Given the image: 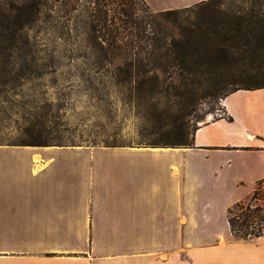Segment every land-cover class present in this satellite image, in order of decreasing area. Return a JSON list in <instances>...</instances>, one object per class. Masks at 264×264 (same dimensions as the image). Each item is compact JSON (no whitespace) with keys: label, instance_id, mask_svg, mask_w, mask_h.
<instances>
[{"label":"crops","instance_id":"0c3cea01","mask_svg":"<svg viewBox=\"0 0 264 264\" xmlns=\"http://www.w3.org/2000/svg\"><path fill=\"white\" fill-rule=\"evenodd\" d=\"M220 111L187 148L0 144V264H264V235L228 223L264 189V88Z\"/></svg>","mask_w":264,"mask_h":264},{"label":"trees","instance_id":"16d2710c","mask_svg":"<svg viewBox=\"0 0 264 264\" xmlns=\"http://www.w3.org/2000/svg\"><path fill=\"white\" fill-rule=\"evenodd\" d=\"M78 2L81 0H0V101L22 79H42L45 69L57 63L56 58L45 60L37 55V43L30 37L43 12L59 5L64 12H77ZM251 4L246 10L225 5L223 0H205L183 9L152 13L145 0H86L84 50L77 49V56L62 58L86 62L89 70L109 76L118 89L139 96L168 92L173 87L169 81L173 74L190 70L191 58L197 59V67L231 73L230 86L234 89L224 99L240 90L262 89L264 0H253ZM178 75L183 80V73ZM53 113L50 107L28 110L29 120L34 119L28 129L30 138L12 145L63 146L33 135ZM172 131L175 139L151 147L193 145L192 140L187 145L180 138L186 134L183 124H174ZM228 223L235 238L249 240L264 235L261 185L228 209Z\"/></svg>","mask_w":264,"mask_h":264},{"label":"rangeland","instance_id":"374dc122","mask_svg":"<svg viewBox=\"0 0 264 264\" xmlns=\"http://www.w3.org/2000/svg\"><path fill=\"white\" fill-rule=\"evenodd\" d=\"M85 1L78 2L77 12H64L60 5L53 11H44L40 22L30 31V37L37 43V55L45 60L56 58L57 63L45 69L42 79H22L1 99L0 144L28 140V129L34 119L29 120L27 111L44 107H50L54 113L44 127H36L33 135L52 144L163 146L176 138L172 131L174 124L184 125L186 134L180 138L191 144L198 126L220 115L222 100L234 89L230 86L231 73L197 67L194 65L197 59L191 58L190 70L173 74L169 80L173 87L166 93L139 96L120 90L111 84L109 76L89 70L86 62L62 58L76 55L77 49L84 50L83 28L88 22L83 11ZM252 1L223 0V3L247 10L253 6ZM261 9L264 15V6Z\"/></svg>","mask_w":264,"mask_h":264},{"label":"built area","instance_id":"2783aa9c","mask_svg":"<svg viewBox=\"0 0 264 264\" xmlns=\"http://www.w3.org/2000/svg\"><path fill=\"white\" fill-rule=\"evenodd\" d=\"M222 104V103H221ZM223 112L220 111V114H222Z\"/></svg>","mask_w":264,"mask_h":264},{"label":"bare ground","instance_id":"6f19581e","mask_svg":"<svg viewBox=\"0 0 264 264\" xmlns=\"http://www.w3.org/2000/svg\"><path fill=\"white\" fill-rule=\"evenodd\" d=\"M210 117V119H211V116H209Z\"/></svg>","mask_w":264,"mask_h":264}]
</instances>
